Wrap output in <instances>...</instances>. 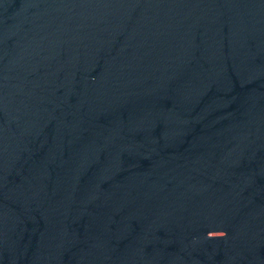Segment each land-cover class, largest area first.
I'll use <instances>...</instances> for the list:
<instances>
[{"label":"water","instance_id":"1","mask_svg":"<svg viewBox=\"0 0 264 264\" xmlns=\"http://www.w3.org/2000/svg\"><path fill=\"white\" fill-rule=\"evenodd\" d=\"M0 264H264V0H0Z\"/></svg>","mask_w":264,"mask_h":264}]
</instances>
